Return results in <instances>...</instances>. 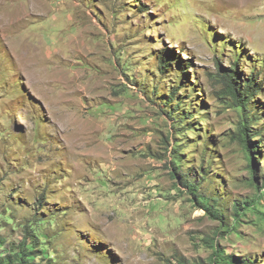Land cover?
I'll use <instances>...</instances> for the list:
<instances>
[{"label": "rangeland", "instance_id": "1", "mask_svg": "<svg viewBox=\"0 0 264 264\" xmlns=\"http://www.w3.org/2000/svg\"><path fill=\"white\" fill-rule=\"evenodd\" d=\"M164 47L178 59L160 70ZM233 62L261 85L246 109L218 76ZM263 158L264 0H0V257L30 228V264H193L213 237L264 264ZM200 165L238 233L181 184Z\"/></svg>", "mask_w": 264, "mask_h": 264}, {"label": "trees", "instance_id": "2", "mask_svg": "<svg viewBox=\"0 0 264 264\" xmlns=\"http://www.w3.org/2000/svg\"><path fill=\"white\" fill-rule=\"evenodd\" d=\"M178 59L177 54H174L170 49L164 47L161 48L160 51L157 53V60H158V68L160 70L169 69L170 66ZM238 62L231 63L228 68L222 69L219 67V79L224 84L223 88L225 92L231 96L233 101L236 105L246 109V107L254 101V96L259 94L261 91L260 82L257 81L256 77L257 74L253 71L249 72L247 76L242 77L239 75L238 67L236 66ZM188 63L186 61L179 63V68L181 71H184L188 68ZM176 88H173L171 93H174ZM185 116H188L190 113L188 110L185 112ZM246 118L249 119V113L247 111L244 112ZM257 132H253L248 123L246 122L245 118L242 116L238 126L237 138L238 143L242 147L246 159L249 161V166L251 173H255L257 170V162H255V154H259V144H255L252 142L253 137H257ZM259 139V138H258ZM260 141V139H259ZM264 159V158H263ZM181 161L180 159H178ZM181 166V165H180ZM180 166H176L178 171L181 170ZM199 172V177L197 181L193 182L187 175H183V179L181 180V184H184L188 187L190 193L193 195L194 200L196 201L197 205L205 210L206 214L211 216L212 218L219 219L220 227L223 228V231L230 232V233H238L237 227L235 223L238 220H233L231 224L225 220L224 212L215 204L217 203V195H210L206 196L204 193L199 192L198 185L200 181H203V177L207 172V166L200 165L197 169ZM251 182L254 183V177L251 178ZM260 197L263 198L264 194L261 192L259 193ZM45 199L43 194L37 198L36 202L41 204L42 201ZM256 198L252 200L245 201V202H235L231 205V214L236 217H239L242 211L246 209L254 210L258 209L256 203ZM38 211V210H37ZM36 211V213H37ZM218 235H222L221 232ZM224 235V234H223ZM31 238V242L35 244L34 238L35 235L33 231L28 228L26 233L24 234L23 240L18 243L12 242L9 245V249H12L14 246L18 249V252L21 255H18V252H7L5 255L0 257V263L2 264H30L31 262L28 260V256L31 255L32 251L26 248V239ZM208 243V246L211 247L212 251L206 259L202 261H198L193 264H255L254 260L250 257H244L242 260L235 259V257L227 254L222 247H219L215 242V238H211V240H205ZM4 240L2 236H0V247L3 245ZM177 264H191L187 263L183 259H178Z\"/></svg>", "mask_w": 264, "mask_h": 264}]
</instances>
